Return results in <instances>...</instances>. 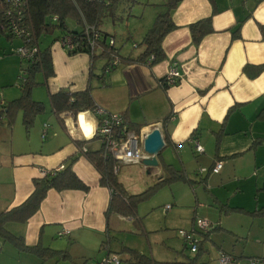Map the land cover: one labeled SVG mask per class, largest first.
Masks as SVG:
<instances>
[{"label": "crops", "instance_id": "obj_1", "mask_svg": "<svg viewBox=\"0 0 264 264\" xmlns=\"http://www.w3.org/2000/svg\"><path fill=\"white\" fill-rule=\"evenodd\" d=\"M170 19L175 28L162 40L164 57L152 66L114 62L107 69L106 60L91 61L87 54L69 55L58 42L51 45L54 74L45 79L39 73L31 93L43 112L28 132L21 119L12 127H0V212L22 204L33 191L34 179L61 168L72 156L77 157L73 172L89 190H49L25 224L7 226L11 234L23 238L25 246L39 245L63 254L43 261L34 253L4 249L7 243L0 239V264H96L110 254L134 264L129 254L111 250L110 191L99 185V174L81 152L101 148L95 138V115L92 111L57 115L50 105L49 96L60 89L76 93L87 86L95 107L121 115L129 130L143 136L154 128L161 132L164 147L156 156V167L131 163L121 168L142 165L145 174L156 180L164 177L166 166L187 178L191 175L208 192L202 187L194 191L197 199L205 196L208 210L202 214L214 223L212 233L216 234L211 233L208 241L210 237L219 240V234L226 232V220L234 227L228 231L229 246L220 248L224 245L220 243L219 252L234 257L238 264H251L241 259L264 257V216L251 214L264 208V119L258 118L264 109V0H181ZM205 19H210L212 31L194 45L189 27ZM46 44H50L47 38ZM173 67L180 78L166 86L165 77ZM16 71V66L11 68L0 85L4 86L0 107L21 95L18 86L10 87ZM82 140L87 142L80 151L74 141ZM194 140L202 146L201 154L195 153ZM216 162L222 168L212 174ZM120 167L117 181L124 190ZM199 169L208 172L199 175ZM195 213L196 208L191 222ZM64 230L68 233L58 236ZM229 249L231 254L226 253ZM163 257L152 260L185 261ZM197 258L196 264L206 259Z\"/></svg>", "mask_w": 264, "mask_h": 264}, {"label": "trees", "instance_id": "obj_2", "mask_svg": "<svg viewBox=\"0 0 264 264\" xmlns=\"http://www.w3.org/2000/svg\"><path fill=\"white\" fill-rule=\"evenodd\" d=\"M164 1L165 12L156 19L152 29L142 39L140 44L142 51L138 55L130 57L120 56L114 44H109L107 34L100 30V26L103 18L114 15L118 8L129 9L131 6L139 3V0H108L107 3H100L94 0H0V37L8 41L19 39L21 41L20 47L28 49L37 48L33 63L26 62L15 51L21 62L19 71H25L26 75L24 81L18 83L21 92L20 97L1 105L0 127L3 124L12 127L20 115L21 123L28 132L34 118L43 112V105L34 101L31 93L37 85L36 76L39 73H42L45 79L53 76L50 48L52 44L58 42L59 38L64 35L73 36L77 44L76 48L67 52L69 55L87 54L91 61L98 58L106 60L105 68L107 67V69L113 67L114 62L120 65L146 64L152 66L161 61L164 57L161 49L162 40L175 28L171 22L170 13L181 0ZM209 1L212 2L213 0ZM68 20L74 21L75 24L80 25V28H69L66 23ZM85 26L93 27L101 35V38L93 49L88 48L84 34ZM189 28L194 45H198L203 36L212 31L210 19L199 21L192 24ZM55 29L59 31L57 37L53 38L50 44L41 46V37L43 35H50ZM261 32L264 34V28H261ZM96 48H98V51ZM49 101L53 112L57 115L70 113L76 116L81 112L92 111L95 107L90 93V86L76 93L60 89L57 93L49 96ZM258 118L264 119V109L260 111ZM74 142L81 151L87 141ZM81 152L99 174V185L108 188L110 191V201L107 209V212L110 214L127 215L133 211V207L138 202L149 196L157 188L171 184L172 182L183 181L184 179L189 181L185 175L173 171L166 166L164 177L158 179L144 193L130 197L131 201L118 183L117 175L113 174L115 162L108 157H103L101 148L95 151L87 152L82 150ZM76 160L77 157L72 156L63 162L61 168L46 172L43 177L34 179L32 181L33 191L22 204L9 211L0 212V239L3 242L11 244L19 252L34 253L43 261L55 254H63L59 251L42 248L39 245L27 247L24 244L23 238L11 234L7 230V226L10 224H25L39 210L41 202L45 199L49 190H55L56 192L81 190L87 192L89 188L73 172V164ZM189 182L191 183V181ZM232 210L241 211V209ZM251 214L264 216V208ZM212 229L213 227L208 231L200 232L203 238L198 242L196 256L182 262H157L145 258L136 251L124 249L130 252L134 264H196L198 261L197 257L202 254V241L208 240L209 235L213 231ZM184 249H186L185 245ZM255 261L259 262L258 260Z\"/></svg>", "mask_w": 264, "mask_h": 264}, {"label": "rangeland", "instance_id": "obj_3", "mask_svg": "<svg viewBox=\"0 0 264 264\" xmlns=\"http://www.w3.org/2000/svg\"><path fill=\"white\" fill-rule=\"evenodd\" d=\"M164 3V0H139V3L131 6L129 9L118 8L114 15L103 18L100 30L107 34V41H110L112 37L115 49L118 50L120 56L134 57L142 51V46L140 45L142 39L152 29L156 19L165 12ZM66 23L71 29L80 28V25L75 24L72 20H68ZM58 34L59 31L55 29L50 35H43L40 39L41 46H44L45 38H47V42H50L53 38L57 37ZM20 46L18 39L8 41L0 37V85L6 82V79H8L6 78V74H9L11 68L14 66L17 68V73L10 87L16 88L18 83L22 82V80L19 79L20 69H18V64L21 62L15 54V51ZM97 49L98 48H96V50ZM99 59L100 58L95 60L97 61ZM3 89L4 86L0 87V91ZM20 119V116H18L16 122L20 123ZM29 130L30 129H28V131ZM120 171V174L124 172V179L122 175L120 179L122 180L125 194L129 198L144 193L157 182L152 176L145 174L146 170L143 169L142 165L138 168L120 167ZM196 176H198L197 173ZM188 180H192L193 182L190 183L184 179L183 182H172L171 184H166L157 188L149 196L138 202L133 207V211L129 212L127 215L120 216L117 213H112L111 250L120 253L125 252L130 255V252L124 249L126 248L136 251L150 260H152L153 256H165L163 258L166 260H172L171 258L173 257L187 260L196 256L194 253H191L189 249H184L183 241L178 236V231H190L195 228V222L198 220L207 221L211 227L214 226V223L210 222V219L202 214V211L205 212L208 210V205L205 203L206 200L204 199L205 196L200 195L201 198L197 199L194 194V191L202 187V185L194 182L195 179L191 175H189ZM202 189L205 194L208 193L203 187ZM172 196L173 199H175L173 201L171 199ZM130 200L132 201L131 198ZM167 204H170L172 210L165 213L163 207ZM195 208L196 213L191 222L193 210ZM219 214L224 215L222 212ZM218 215L216 222L221 220V216ZM128 218H132V221ZM230 223L233 225L232 220ZM233 227L226 224L225 220L224 228L226 232H221L218 236V239L222 242L212 239L211 237V242L208 240L202 241L201 255L206 259L199 261L198 264H218L217 258L219 250L217 246L220 247V243L224 244L223 247L220 248L229 246L226 239L231 238V233L228 231L232 230ZM9 231L11 232V230ZM213 233L216 234V232ZM198 235H200V232L197 234V238H199ZM4 249H9L13 252L16 251V249L8 243L5 244ZM180 250L181 254H177ZM3 252H5V250H3ZM228 252L231 254L232 249L226 251V253ZM253 259L258 260L260 264H264L262 263L264 257L241 259L240 261H245V263H247Z\"/></svg>", "mask_w": 264, "mask_h": 264}, {"label": "built area", "instance_id": "obj_4", "mask_svg": "<svg viewBox=\"0 0 264 264\" xmlns=\"http://www.w3.org/2000/svg\"><path fill=\"white\" fill-rule=\"evenodd\" d=\"M94 1L100 3L108 2V0ZM84 34L86 37L88 48L93 49L94 46L98 43V40L101 38V35L93 27L88 26H85ZM58 43L66 52L72 51L74 48H76L77 45L75 43L74 37L71 35H64L60 37ZM109 44H114L113 39L109 41ZM36 53V47H33L31 49L20 47L16 50V54L29 63H33ZM25 75V71L20 72V79L22 81H24ZM179 78L180 75L176 67H173L165 77V85L171 86ZM92 112L97 119L95 138L98 139L101 145L103 157H108L115 162V166L113 167L114 175L118 174L120 165L141 163L143 159H146L148 157L143 151V140L146 136H143L141 133H134L133 131L129 130L124 123L123 117L121 115L108 113L107 111L99 107H94ZM193 144L195 153L201 154L203 152L202 146L197 142V140H194ZM221 168L222 163L216 162L210 169V173L218 174ZM206 172H208L206 169H199L198 174L202 175ZM170 209V205H166L164 207L165 211H169ZM210 228L211 225L207 221L198 220L195 222V228L191 229L188 232L180 230L178 231V236L182 239L185 247L189 249L191 253H196L199 242L197 234L199 232L208 231ZM67 233L68 231L64 230L63 232L59 233L58 236H62ZM217 262L218 264H238V261L234 257L223 252H219ZM256 263L257 261L251 260V264ZM96 264H126V262L123 261L119 255L110 254Z\"/></svg>", "mask_w": 264, "mask_h": 264}, {"label": "water", "instance_id": "obj_5", "mask_svg": "<svg viewBox=\"0 0 264 264\" xmlns=\"http://www.w3.org/2000/svg\"><path fill=\"white\" fill-rule=\"evenodd\" d=\"M164 147V141L158 128L152 129L143 140V151L148 156L142 160V165L146 168L156 167V156Z\"/></svg>", "mask_w": 264, "mask_h": 264}]
</instances>
